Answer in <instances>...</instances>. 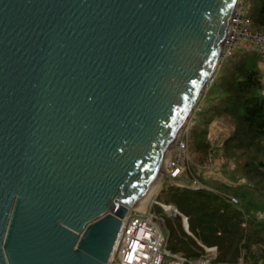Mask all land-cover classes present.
Returning a JSON list of instances; mask_svg holds the SVG:
<instances>
[{
    "label": "water",
    "instance_id": "water-1",
    "mask_svg": "<svg viewBox=\"0 0 264 264\" xmlns=\"http://www.w3.org/2000/svg\"><path fill=\"white\" fill-rule=\"evenodd\" d=\"M236 1L0 0V264L107 263Z\"/></svg>",
    "mask_w": 264,
    "mask_h": 264
},
{
    "label": "trees",
    "instance_id": "trees-1",
    "mask_svg": "<svg viewBox=\"0 0 264 264\" xmlns=\"http://www.w3.org/2000/svg\"><path fill=\"white\" fill-rule=\"evenodd\" d=\"M251 27L264 31V0H248ZM260 57L238 50L223 62L189 130L192 176L204 188L192 189L165 182L156 195L187 218V235L179 219L164 217L167 249L193 260L203 247H215L213 264H264V84ZM226 117L231 133L217 158L223 162L222 179L204 176L213 152L208 127ZM231 162V166L227 163ZM230 198L236 199L233 204ZM157 211V210H156Z\"/></svg>",
    "mask_w": 264,
    "mask_h": 264
},
{
    "label": "built area",
    "instance_id": "built-area-1",
    "mask_svg": "<svg viewBox=\"0 0 264 264\" xmlns=\"http://www.w3.org/2000/svg\"><path fill=\"white\" fill-rule=\"evenodd\" d=\"M250 4L248 0H237L234 12L228 23L217 64L210 75L205 88L212 85L223 62L232 57L238 50L256 53L261 59L264 81V31L253 29L247 16ZM204 88V89H205ZM188 160L187 140L184 133L178 135L174 148L164 169L165 177L175 181L185 170ZM187 168V167H186ZM188 169V168H187ZM192 189L204 188L193 182ZM231 203L236 204L234 198ZM157 210V211H156ZM164 217L179 219L182 230L190 236L187 218L173 205L160 202L156 195L146 202L143 209H128L120 220L112 252L106 264H213L216 259L215 247H203L199 258L190 260L185 256L172 253L167 249V232ZM264 219V213H258ZM239 264H242L240 262Z\"/></svg>",
    "mask_w": 264,
    "mask_h": 264
},
{
    "label": "rangeland",
    "instance_id": "rangeland-1",
    "mask_svg": "<svg viewBox=\"0 0 264 264\" xmlns=\"http://www.w3.org/2000/svg\"><path fill=\"white\" fill-rule=\"evenodd\" d=\"M260 67V71H261V80L264 84L263 78H262V73H263V69L261 66V63L259 65ZM213 85V84H212ZM212 85H210L209 87L205 88L202 92L201 98L197 104V106L195 107V109L192 111V113L190 114L188 120L186 121L185 125L183 126L181 133H184V138L187 140V149H188V160L185 162L187 165L185 170L183 172H181V174L179 175V177L175 180V181H170L165 177V166L161 172L160 178H159V182H160V186L158 188H155L152 193L148 196V198L145 200V202L143 203L145 205L146 202L150 201L152 196H155L158 194V192L160 191V189L162 188L163 184L165 182H169L172 184H177L179 186H189L192 187L193 182H197L199 183L191 174L190 171V167L193 166V158L191 156V151H190V147L188 145L189 142V130L191 128L192 125V120L195 118V115L199 112L200 109H202V107L205 105L206 102V98L209 95L210 89L212 87ZM217 126L214 127L213 126ZM227 127L226 129H224V127ZM217 130V131H216ZM231 133V123L230 121L226 118V117H220L215 119L208 127V135H207V141L210 143L211 148L213 149V152L211 156H214L213 158L209 157V161L207 162V164L205 165L204 169L206 170L204 173V176L206 177H212L215 179H222L221 176V170L223 168V162L221 159L217 158V153L216 151L219 150V148H221L223 141L230 135ZM172 149L174 148V144L171 147ZM170 149V151L172 150ZM229 166H231V162L227 163ZM202 185V184H201ZM141 206V208L144 207Z\"/></svg>",
    "mask_w": 264,
    "mask_h": 264
},
{
    "label": "bare ground",
    "instance_id": "bare-ground-1",
    "mask_svg": "<svg viewBox=\"0 0 264 264\" xmlns=\"http://www.w3.org/2000/svg\"><path fill=\"white\" fill-rule=\"evenodd\" d=\"M175 143V141L170 144V146L167 148L165 154H164V159H163V163L161 165V168H160V171L157 175V177L155 178V180L153 181L152 185L147 189V191L145 192V194L139 199V201L135 204V206L133 207V209H143L141 208V206H143L145 200L148 198V196L152 193V191L155 189V188H158L160 186V182H159V178H160V175H161V172L164 168V165L166 164L167 160L169 159V154H170V149H172V145ZM146 204V203H145ZM145 206V205H144Z\"/></svg>",
    "mask_w": 264,
    "mask_h": 264
},
{
    "label": "crops",
    "instance_id": "crops-1",
    "mask_svg": "<svg viewBox=\"0 0 264 264\" xmlns=\"http://www.w3.org/2000/svg\"><path fill=\"white\" fill-rule=\"evenodd\" d=\"M214 127H217V126L215 125V126H213V128H214ZM222 127H224V126H222ZM226 128H227V127H224V129H226ZM216 131H217V130H216Z\"/></svg>",
    "mask_w": 264,
    "mask_h": 264
}]
</instances>
